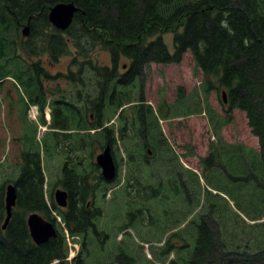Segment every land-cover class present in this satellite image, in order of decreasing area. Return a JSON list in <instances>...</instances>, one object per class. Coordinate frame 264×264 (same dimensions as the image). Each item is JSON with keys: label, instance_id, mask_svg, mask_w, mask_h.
Masks as SVG:
<instances>
[{"label": "trees", "instance_id": "1", "mask_svg": "<svg viewBox=\"0 0 264 264\" xmlns=\"http://www.w3.org/2000/svg\"><path fill=\"white\" fill-rule=\"evenodd\" d=\"M10 1L12 4L9 0H0V61L10 54V57L0 64V87L10 82L22 89L24 96L19 90V97L23 107L24 125L29 122L27 111L32 104L39 106L42 113L40 123L47 125L44 111L48 104L49 90L45 84L60 80L81 85L85 81L83 74L86 69L84 66L87 64L78 60L77 56L81 52L88 54L102 49L110 54L113 67L90 63L89 70L97 78L95 90L99 94L96 101L83 109L73 104L66 105L63 101H57L52 106L51 102L50 106L53 107L51 129L69 131L67 138H74L73 148L78 152L84 150L85 153H89L91 161L94 156L92 150L95 147L102 150L107 146L114 148L119 140L128 141L130 134L135 133L138 139L144 140L137 144V148L145 154V158L151 159L148 151L150 148L158 151L157 157L163 154L161 151L170 152L167 156L163 154L165 157L163 161L168 160L166 165L170 167L172 148L160 128L154 108L148 104L143 92L140 100H134L131 91L138 78L143 76L146 66L151 63L180 64L185 55L191 52L197 69L204 75L203 88L206 90L223 88L228 99L229 110L226 112L239 110L245 113L252 134L259 138L262 145L260 160L264 169V0H38L35 2L36 7H33L34 3L31 0ZM59 2L74 3L79 7V11L66 32L54 29L52 35H44L45 39L42 42L47 46L43 47L42 53L47 51L54 60H58L67 55L70 46L73 45L76 52L72 56L74 59L72 66L80 68L78 72L70 70L67 74L52 75L45 70L40 61L33 60L39 53L36 39L39 33L42 36L45 31L44 26L40 30L35 28L34 16L43 11L41 18L43 17L46 25L50 26L47 19L48 10ZM28 18L30 33L27 38L23 37L28 39L26 42L23 41V44L29 56L20 59L16 55L17 40L12 41L7 35L13 28L18 35L20 24ZM170 33L174 34V52L168 50L163 39L164 34ZM64 34H69L70 38ZM122 57L130 61L126 73L119 71V61ZM9 67L15 71H10ZM9 77L12 80L7 79ZM184 91L183 87H178L179 99ZM137 101L139 104L135 103ZM132 103L135 104L128 107L129 113L125 108L119 114L118 139L114 126L104 127V114L111 111L116 115L121 108ZM165 106L168 111L165 110ZM160 107V114L166 120L168 116L178 113L170 111L171 107L176 108V104H163ZM92 112H96L95 123L92 122ZM190 112L181 110V114ZM232 120L230 116L226 123H231ZM109 121L111 122V119ZM215 133L220 137L219 132ZM53 139L55 143L52 141V145L59 147L58 134L53 136ZM21 140L23 150L19 163L20 176L16 181L18 207L25 213L39 212L49 216L51 210L44 198L45 174L41 146L35 141L36 133L26 132ZM46 142L42 148L44 150L49 149ZM218 148L219 142L212 146L211 152L204 159V174L208 180L211 178L207 172L212 171V163L217 162V155H220ZM225 149V161L232 163V145L226 144ZM151 151L154 156L155 152ZM130 159L133 160L132 157ZM84 161L85 159H82L77 162L83 164ZM255 167L253 164L249 172ZM64 173L67 180L65 187L70 193V205L63 210L52 200V209L63 216L72 237L86 238L90 231L98 233L100 230L96 221L100 212L92 211L91 207L87 206L91 198L97 194L94 192L96 185L92 186L89 183L88 175L83 179H76L69 176L65 169ZM75 173L82 175L84 172L75 169ZM190 175L198 184L200 183L196 173L190 172ZM99 179L101 182L104 181L102 176ZM258 182L264 186V176ZM189 190L190 186L186 184L182 194L184 191L183 195H190ZM3 196L4 187L0 184V219L4 211ZM163 199H166L164 195ZM195 224L196 222L189 223ZM196 227L194 248L188 258L180 254V248L177 247V242H171V239H174L171 236L168 237V244L162 248V254H169L170 249L173 251L178 249V260L184 264H264V250L255 254L248 252L240 254L227 250L221 252L219 256L216 255L217 240L214 238L212 228L203 220L199 221ZM24 229L23 237L19 232L20 239H16L14 232H10L8 241L11 246H8L7 250L6 246H0V264H52L55 260H61L60 264L66 263L69 250L64 234L47 244L35 246L30 242L28 231ZM190 246V243L186 244L182 250L187 251ZM84 248L85 246H82V250ZM153 254L156 255L154 252ZM5 255L7 261L4 260ZM79 258L80 256H77L74 262L79 264L81 261ZM131 262L128 260L121 264ZM177 263L173 261L171 264Z\"/></svg>", "mask_w": 264, "mask_h": 264}, {"label": "rangeland", "instance_id": "2", "mask_svg": "<svg viewBox=\"0 0 264 264\" xmlns=\"http://www.w3.org/2000/svg\"><path fill=\"white\" fill-rule=\"evenodd\" d=\"M31 1L35 4L38 0ZM41 13L43 11L34 16L35 28L40 30L44 26L45 31L42 36L39 33L36 39L39 53L33 60L40 61L45 70L52 75L67 74L70 70L78 72L80 67L72 66L74 61L72 56L76 52L73 45L70 46L68 54L58 60H54L47 51L42 53L43 47L47 46L42 42L45 39L44 35H52L54 28L50 23V26L46 25ZM26 20L22 22L23 25L26 24ZM21 30H18L16 35L13 28L7 36L12 41L17 40L16 55L24 59L29 55L24 49L23 41L26 42L28 39L23 38ZM64 36L70 38L69 34ZM163 39L168 50L174 52V34H164ZM9 57L10 54H7L0 64ZM77 59L87 64L84 66L86 68L83 74L84 83L73 85L60 80L46 83L45 86L49 90L48 100L52 103L55 100L63 101L66 105L73 104L83 109L96 101L99 94L95 90L97 78L89 70V66L92 62L96 66L112 68L111 56L107 51L98 49L94 53L81 52ZM129 67L130 61L124 57L120 58V73H126ZM9 70L15 71L11 67ZM204 81V75L197 69L191 52L185 55L180 64L151 63L146 66L143 76L138 78L131 91V97L140 100L143 92L148 104L156 110L160 128L172 148L171 169L166 165L168 160L163 161L165 158L163 154L167 156L170 152L161 151L163 154L157 157L158 151L150 148L155 155L152 154L148 160L137 148V144L144 140L131 133L128 141L119 140L113 148L118 174L112 182H101L99 179L101 170L96 166V158L102 149L95 147L92 150L94 156L91 161L90 154L84 150L78 152L74 149L72 146L74 138L68 137L67 145L70 147L71 156L69 159L67 155L62 154L64 144L61 147L52 145L51 136L46 135L50 126L48 129L46 125L40 128V118L38 116L37 119L30 107L27 112L29 122L27 125L23 124V107L18 88L10 82L0 87V183L9 180L15 182L19 175L17 168L23 146L21 138L27 132L36 133L35 141L41 146L44 187L48 197L52 196L54 190L63 189L65 166L70 170H83L80 179L89 175V183L92 186L96 185L94 192L97 194L91 198L90 207L92 211L100 212L96 221L100 230L98 233L90 231L86 238L72 237L68 234L58 212H51V216L40 213L47 221L55 219L58 232L65 235L69 254L68 261L66 260L64 264H78L73 260L76 256H80L79 264H121L128 261L126 259H130L131 264H171L173 261L184 264L178 260V249L175 251L170 249L169 254L163 255L162 248L168 244V237L171 236L174 238L171 242H177L180 254L188 258L194 248L197 223L201 220L207 222L214 232L218 256L227 250L240 254L244 252L255 254L264 250V186L258 182L264 176L260 160L262 145L259 138L252 134L245 113L239 110H233L231 114L226 112L229 109L223 100V88L206 90L203 88ZM178 87L185 90L180 99ZM50 101H47L48 104ZM135 103L139 104V101ZM163 104H176V108L171 107L170 111L178 113L168 116L167 120L162 118L160 105ZM126 107L129 113V108ZM52 109L53 107L47 106L46 113L50 115ZM165 110L169 109L165 106ZM181 110L191 112L181 114ZM118 113L119 111L114 115L107 111L103 120L104 127L114 126L119 139ZM92 115V122L95 123L96 112H92ZM230 116L233 120L226 123ZM46 117L50 122L51 115L49 119L48 115ZM215 131L220 133V137ZM45 142L49 149H42ZM217 142L220 155H217V162L212 163V171L207 172L211 178L208 180L204 174V159ZM226 144L232 145V163L225 161ZM82 159H85L84 163L79 164L77 161ZM253 164L256 167L249 172ZM225 168L230 172L229 176L226 175ZM190 172H195L199 178L202 175L199 184ZM186 184L190 186L188 196L183 195L184 191L182 194ZM163 195L166 199H163ZM192 222L196 224L189 225ZM189 243L190 248L183 251L182 247ZM81 246L85 248L82 250ZM60 263L61 260H55L52 264Z\"/></svg>", "mask_w": 264, "mask_h": 264}, {"label": "water", "instance_id": "3", "mask_svg": "<svg viewBox=\"0 0 264 264\" xmlns=\"http://www.w3.org/2000/svg\"><path fill=\"white\" fill-rule=\"evenodd\" d=\"M79 11V7L74 3L61 2L51 7L48 19L49 22L58 30L66 31L73 23L76 13ZM30 33V27L26 26L23 29V35L28 36ZM224 102H227L225 94H223ZM97 164L101 168L103 178L111 182L116 178L117 167L112 155L110 146H107L105 150L97 156ZM69 194L64 190H57L55 192V202L61 208H66ZM6 210L7 218L6 225L11 219L13 208L17 204V188L14 185H9L6 194ZM28 229L33 241L38 245L48 243L51 239L57 238L58 234L54 225L45 221L39 214L32 213L28 218Z\"/></svg>", "mask_w": 264, "mask_h": 264}, {"label": "flooded vegetation", "instance_id": "4", "mask_svg": "<svg viewBox=\"0 0 264 264\" xmlns=\"http://www.w3.org/2000/svg\"><path fill=\"white\" fill-rule=\"evenodd\" d=\"M33 7H36V5L34 4ZM29 22H30V18L27 19V23H29ZM24 25H26V24H24ZM24 25L20 24V26H22L21 29L23 28ZM54 103H56V100L52 103L53 104L52 106H54ZM51 112H53V109L51 110ZM51 120L53 122V116H52ZM50 132H51L52 141H54V143H55V140L53 139V136L58 134V137H59L58 146L61 147V145L64 144V147L62 148L63 149V153L62 154H65L68 157H71L70 156V147L67 145V134H68L67 131L58 130V129H51ZM61 138H64L63 141L60 140ZM64 168H65V170H66V172H67V174L69 176H74L76 179L80 178V175L78 173H75V169L70 170V169H68L67 166H65ZM17 172H18L19 175L15 179V182H13L12 180H9V181H6V182L1 184L2 187H4L3 201L6 198L7 188H8L9 185L13 184L17 188V204H16V206L14 207V209L12 211L11 219L8 222V224L6 225V227H4L5 224H6V218H7V210H6V205L5 204H4V211H3V214L1 215V219H0V235H1L0 246H6V250H7L8 246H11V244L8 241L10 232L12 231V232L15 233L16 239H20L19 232L21 234V237H23V233H24V230H25L24 228H26V230L29 233L30 242L33 245H35V246H42V245L36 244L33 241V239L31 238L30 232L28 230V218H29V216L32 213H30V212L29 213H25L23 210L19 209V207H18V187H17L16 181L18 180V178L20 176V166L19 165H18V168H17ZM66 182H67V180H63V183H64L63 189L68 191L67 188L65 187V184H67ZM79 187H81V185ZM54 192H55V190H54ZM54 192H53L52 196H49V197L46 195V193L44 194L45 201L48 202L50 210L52 209L51 201L54 200ZM91 203L92 202L89 201L87 206L90 207ZM49 216H51V215H49ZM49 222L54 224L55 227H56V220L55 219L54 220H49ZM16 232H17L18 236H17ZM59 235H61V234L59 233ZM4 260L7 261V256L4 258Z\"/></svg>", "mask_w": 264, "mask_h": 264}]
</instances>
